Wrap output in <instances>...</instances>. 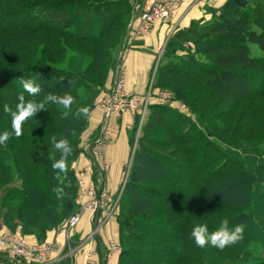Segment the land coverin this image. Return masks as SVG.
<instances>
[{
  "label": "trees",
  "instance_id": "obj_1",
  "mask_svg": "<svg viewBox=\"0 0 264 264\" xmlns=\"http://www.w3.org/2000/svg\"><path fill=\"white\" fill-rule=\"evenodd\" d=\"M228 4L232 34L221 22L202 26L192 20L167 42L171 54L176 44L191 42L207 57L204 63H164L154 78V87H169L174 99L189 106L196 124L181 129L184 118L168 104L150 105L116 215L117 264H264V140L252 141L256 133L264 138V0ZM0 6L7 7L0 11V36L50 34L41 51L26 45L16 47L15 59L0 56V131L12 133L3 105L15 110L21 93L30 98L19 83L23 78L36 77L37 99L65 92L74 97L68 115L49 103L24 122L21 136L12 133L0 145V227L42 242L76 209L73 164L82 152L80 137L117 62L132 12L125 17L129 0H0ZM87 8L93 20L69 29ZM190 81L214 92L194 95ZM221 97L245 105L235 114V104L225 106ZM85 106L88 113L78 114ZM53 137L73 149L65 172L52 169L60 159ZM56 187L63 189L59 197ZM221 218L230 226L244 223V238L223 250L197 247L193 227L207 223L212 232Z\"/></svg>",
  "mask_w": 264,
  "mask_h": 264
},
{
  "label": "crops",
  "instance_id": "obj_2",
  "mask_svg": "<svg viewBox=\"0 0 264 264\" xmlns=\"http://www.w3.org/2000/svg\"><path fill=\"white\" fill-rule=\"evenodd\" d=\"M224 0H183L169 21L157 23L153 30L143 38L137 40L131 47L124 51L121 56V66L125 73V88L127 91L136 94H143L150 81V71L155 54L165 36L168 23L181 27L189 25L192 19H199L202 16L204 3L208 6L218 5ZM114 74V73H113ZM112 80V75H110ZM107 86H111L109 79ZM134 121L132 112H125L121 115H111L107 121L109 140L104 150V157L109 162V167L102 173L98 166L95 170L99 175L101 186L111 194L116 193L121 186L123 170L126 169L128 160L131 157V146L129 144L128 131ZM88 157V160H87ZM92 161L87 150L74 162L75 172ZM95 231L94 236H90ZM8 232L0 227V233ZM29 236V241L31 240ZM45 240L58 243L63 248V257L58 264H117L118 253L107 257L106 250L109 241L119 244V223L116 214L103 219L100 214L84 212L73 227L68 236L57 230L49 231ZM17 260L10 258L5 253H0V264H18Z\"/></svg>",
  "mask_w": 264,
  "mask_h": 264
},
{
  "label": "rangeland",
  "instance_id": "obj_3",
  "mask_svg": "<svg viewBox=\"0 0 264 264\" xmlns=\"http://www.w3.org/2000/svg\"><path fill=\"white\" fill-rule=\"evenodd\" d=\"M141 1L142 0H129V10L125 12V17L129 16V14L131 12H132L131 19L133 17H136L137 10H138V9L136 10V7L140 4ZM208 1L209 0H207V2ZM227 1L228 0H224V1H222V3L215 5V6L214 5L208 6L206 3H204V5L202 7H199V10L202 9L201 18L192 19V20H200L202 26H206V25L208 26V24L213 23V22H221L222 25L229 26V31L232 34L233 30L231 27L233 26V22H232L233 8L230 4H228L226 7H224V5ZM6 6L11 7V4L6 5ZM6 6H0V11L5 10V8H7ZM68 6H70L69 8L72 9L74 5L69 4ZM92 20H93V16L91 15V11L88 8L84 9V10H82L81 18H79L78 20H72L71 21V25H70L69 29H74L75 25L79 21H84V22L89 21L90 22ZM129 23H130V21H127V23L125 25V37H124V41H123V47H122V49L118 55V59H117V62L119 61L120 63L117 66V62H116L115 66L113 68H111V70L108 72L104 86L96 94V96L93 100V106H92V108H91V110L87 116L86 129L83 131V133L81 134V137H80V143L79 144H80V147L82 148V152L79 154V156L82 155L83 152H85L86 150H87V154H88L89 149L99 143L98 140H101L103 142V144H105L106 146L108 145L109 134H108L107 121L111 115L113 116V115H117V114H115L114 112L109 113V116L107 118H105L104 117V114H105L104 106H105L106 102L109 100V97H110L111 92L113 90L116 68L121 67L123 69V67L121 66L122 54L124 53L125 50H127L129 47H131L132 44H134L135 42H137V40H139V39L135 40L134 38H131L129 36V33H130V29L128 27ZM180 28H183V27H181L179 23H177L174 27L171 26V23H168L166 33H165V36L161 42V45L159 46L157 51L154 52L155 58H154L152 66H151L150 81H149L148 87L143 94H137V95L144 96L148 93L153 94L157 90H168V91H170L169 87H161V88L160 87H154L155 83L157 82L156 79H154L155 78V72L157 70H159L161 68V65L164 63H170L172 66L173 62L174 61L176 62L177 60H180L182 62H187V61L192 60L194 62H201V63H204L207 61V57L205 56V54L203 52V48L198 47V46L192 44L191 42H181L179 44H176L174 47L175 48L174 53L171 54L169 52L171 50V48H173V47H170V49H168L167 42H168L169 38L171 37V35L177 29H180ZM30 35L32 36V38H29V37H31ZM49 36H50V34L46 33L45 31H40L37 33H27L25 35H15L12 38H10V37L5 38L3 36H0V56L4 55L6 59H15L16 47L17 48L18 47L23 48L26 45L31 47V48H34V49L41 51V49L45 46V40L49 39ZM262 70H264V69H262ZM123 72H124V69H123ZM110 75H112V80L110 78ZM124 77H125V73H124ZM109 79L111 81V86H107ZM189 83L193 84L194 95L198 94L199 92L200 93H213L214 92L213 88H211V87L201 86V85L198 86V84L195 83L194 81H190ZM162 86H170V84L162 83ZM129 93H131V92H129ZM132 94H136V93H132ZM186 98L191 99L192 97L187 96ZM221 100H223L222 102L225 106L229 105V104H231V106H233V104H235V109L233 111V113L235 112V114L239 113V111L245 105V102H239L237 104L233 100H228V99H225L224 97H221ZM154 103H158V102H156L155 100H151V101L149 100V103H148V105L144 111L142 108L140 113L139 112H132L134 114V121H133V124H132L130 130L128 131V137L131 135V142H132V145H130L131 146V156H132L133 151L138 147V144H137L138 139L145 134L143 132L142 128L145 125L148 114L150 112V105H152ZM165 104H168V108L171 111H173L176 114H180L184 118V120H182V122H181L182 123L181 129L189 128L192 126V124L193 125L196 124L195 114L189 109V106H187L184 103V101L174 99L173 102L165 103ZM118 115H121V114H118ZM136 118H137V121H136ZM154 136L157 138L156 135H154ZM146 138H150L148 140H151L152 137L146 136ZM253 138H255V139L252 141H255V142L256 141L263 142V140H264L263 136L260 135V133H256L255 135L253 134ZM212 140H214L218 144L223 145V143H221L215 137H212ZM151 145L154 146V144H151ZM155 147L157 149L165 150L164 148L158 147L157 145H155ZM91 151H92L91 156L93 157V159L95 161L97 160L95 165L98 166V168L101 170L102 173H105V170L101 169V167H100L97 156L93 153L92 149H91ZM87 160H88V157H87ZM130 162H131V157L128 160L126 167H124L126 169L123 170L121 186H120L119 190H117L116 193H113V194H111L106 188L101 186L99 175L96 172L97 170H95V165L94 166L91 165L90 159H89L88 164H87V165H91V177L94 180V182L97 186V189H101L102 192H105L107 194V196L110 197V200H111L109 203L110 208L112 207L111 209L114 208V210H115L113 216L115 214L117 215V212H118L119 201L121 199L120 197L122 194V188H123V185H124L125 180L127 178V177H125V173L128 174ZM143 182H145V181H143ZM100 216H102V214H100ZM119 246H120V243H119ZM119 251H120V248H119ZM119 251L116 253H119ZM15 263L22 264V262H20V261H16Z\"/></svg>",
  "mask_w": 264,
  "mask_h": 264
},
{
  "label": "built area",
  "instance_id": "obj_4",
  "mask_svg": "<svg viewBox=\"0 0 264 264\" xmlns=\"http://www.w3.org/2000/svg\"><path fill=\"white\" fill-rule=\"evenodd\" d=\"M183 0H142L136 7L137 15L130 20L129 36L135 40L148 35L157 23L169 21L173 12L181 5ZM113 90L109 100L104 106L107 118L109 113L122 114L124 112H141L146 109L149 100H155L160 104L173 102L174 98L168 90H157L144 96L129 93L125 88V77L121 67L115 71ZM91 147L88 155L91 165H95L92 151L97 156L101 169L107 170L109 162L104 157L106 145L101 140ZM91 165L84 166L76 172L77 193L75 198L76 209L58 228L60 233L68 236L70 230L75 227L84 212L102 214L106 219L114 214V208H110V197L101 189H97L91 177ZM125 173V177H127ZM114 207V206H113ZM95 231L90 236H94ZM119 244L109 241L106 256L109 257L119 251ZM0 253L7 254L10 258L22 262V264H58L63 257V248L54 241L44 240L42 242L29 241L25 236L12 234L10 232L0 233Z\"/></svg>",
  "mask_w": 264,
  "mask_h": 264
},
{
  "label": "clouds",
  "instance_id": "obj_5",
  "mask_svg": "<svg viewBox=\"0 0 264 264\" xmlns=\"http://www.w3.org/2000/svg\"><path fill=\"white\" fill-rule=\"evenodd\" d=\"M19 83L24 92L29 94L30 98L26 99L25 95L21 93L18 96V103L16 104L15 110H12L8 104L3 105V112L11 116L12 133L16 137L22 135V125L24 122L28 118L35 116L40 110L46 109L49 103L62 106L64 115H68V111L74 103V97L70 93L65 92L62 95L48 93L42 99H37L41 93V85L37 82L36 77L23 78ZM88 111L89 109L86 106L77 109L78 114L86 115ZM12 133L7 130L0 131V145L6 144ZM52 141L55 149L60 150V159L54 160L52 169L65 172L66 160L71 155L73 149L66 139L57 140L53 137ZM53 191L57 193L58 197L63 194V189L60 187L53 188ZM244 229V223L230 226L227 218H221L218 227L214 231H209L207 223H197L193 227L190 235L197 247L204 248L210 244L213 247L223 250L227 246L234 245L242 240L244 238Z\"/></svg>",
  "mask_w": 264,
  "mask_h": 264
},
{
  "label": "water",
  "instance_id": "obj_6",
  "mask_svg": "<svg viewBox=\"0 0 264 264\" xmlns=\"http://www.w3.org/2000/svg\"><path fill=\"white\" fill-rule=\"evenodd\" d=\"M119 63H120V62L118 61V62H117V66L119 65Z\"/></svg>",
  "mask_w": 264,
  "mask_h": 264
},
{
  "label": "bare ground",
  "instance_id": "obj_7",
  "mask_svg": "<svg viewBox=\"0 0 264 264\" xmlns=\"http://www.w3.org/2000/svg\"><path fill=\"white\" fill-rule=\"evenodd\" d=\"M94 215V214H93Z\"/></svg>",
  "mask_w": 264,
  "mask_h": 264
}]
</instances>
